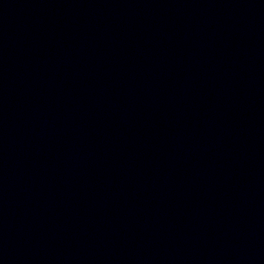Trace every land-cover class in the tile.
Masks as SVG:
<instances>
[{"label":"water","instance_id":"95a60500","mask_svg":"<svg viewBox=\"0 0 264 264\" xmlns=\"http://www.w3.org/2000/svg\"><path fill=\"white\" fill-rule=\"evenodd\" d=\"M238 0H0V264H61Z\"/></svg>","mask_w":264,"mask_h":264}]
</instances>
